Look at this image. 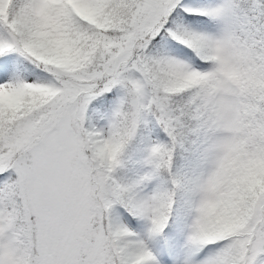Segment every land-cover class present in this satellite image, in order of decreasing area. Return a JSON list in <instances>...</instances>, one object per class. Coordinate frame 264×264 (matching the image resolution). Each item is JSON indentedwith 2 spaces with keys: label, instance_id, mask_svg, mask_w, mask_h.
Masks as SVG:
<instances>
[{
  "label": "snow or ice",
  "instance_id": "snow-or-ice-1",
  "mask_svg": "<svg viewBox=\"0 0 264 264\" xmlns=\"http://www.w3.org/2000/svg\"><path fill=\"white\" fill-rule=\"evenodd\" d=\"M0 264H264V0H0Z\"/></svg>",
  "mask_w": 264,
  "mask_h": 264
}]
</instances>
